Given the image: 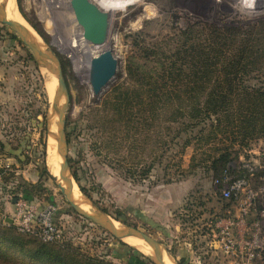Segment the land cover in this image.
<instances>
[{
	"label": "rangeland",
	"instance_id": "obj_1",
	"mask_svg": "<svg viewBox=\"0 0 264 264\" xmlns=\"http://www.w3.org/2000/svg\"><path fill=\"white\" fill-rule=\"evenodd\" d=\"M14 1L19 18L61 62L69 92L68 161L79 193L113 222L156 239L178 264L193 252L203 258L197 264H211L209 230L227 209L214 185L215 161L228 150L233 177L253 163L258 187L264 167V137L243 139L237 129L244 120L254 133L264 128V112L247 110L251 95L264 92V0H136L123 9L114 6L117 0H91L110 13L102 47L80 36L70 0ZM106 49L118 68L97 96L88 78ZM46 84L34 54L0 22V143L9 152L25 150L20 159L0 154V257L47 264L34 257L33 242L20 247L3 238L13 210L8 200L24 197L53 203L63 243L82 255L154 264L77 213L49 175L54 104ZM44 167L47 176L39 179Z\"/></svg>",
	"mask_w": 264,
	"mask_h": 264
},
{
	"label": "built area",
	"instance_id": "obj_2",
	"mask_svg": "<svg viewBox=\"0 0 264 264\" xmlns=\"http://www.w3.org/2000/svg\"><path fill=\"white\" fill-rule=\"evenodd\" d=\"M260 168L259 187V169L249 162L243 163L237 177L226 172L214 181L227 209L209 230L211 251L205 254L211 264H264V167ZM8 201L13 207L11 220L19 233L46 243L64 242L57 222L58 209L53 203L42 206L24 197ZM193 254L198 261L203 259L200 254Z\"/></svg>",
	"mask_w": 264,
	"mask_h": 264
},
{
	"label": "water",
	"instance_id": "obj_3",
	"mask_svg": "<svg viewBox=\"0 0 264 264\" xmlns=\"http://www.w3.org/2000/svg\"><path fill=\"white\" fill-rule=\"evenodd\" d=\"M71 9L74 13L75 19L78 25L83 29V39L85 42L90 43L96 47H102L106 44L108 39V30H109V20L110 13L102 10L98 5L93 3L91 0H70ZM0 22L4 25L9 26L15 34L19 37L21 42L27 46L31 52L34 54L37 59L40 67L46 72L47 75H50L56 79L59 84V91L54 95V113H53V122L56 127L55 131H51L52 122H48V135H52L53 140L57 141L61 146V151H57V156H60L63 159L62 168L64 169V175L62 179L69 184L68 189H65L61 186L60 182L52 176L48 169L49 175L58 183L62 193L66 197L67 201L71 204L72 208L79 213L80 215L86 217L87 219L95 222L96 224L102 226L108 232H110L116 239L124 240L130 236H137L140 239L144 240L155 252V256L151 257L154 264H164L162 258V250H165L176 264V260L173 258L171 253L156 239L152 238L145 232L131 228L127 226H122V230H119L113 223V221L102 211H100L93 202H90L91 206L95 209L96 214L92 215L82 209L73 201L72 191L74 189V179L70 173L69 161H68V141L66 138V110L69 104V92L64 79L63 70L61 62L55 53L45 47V50H41L35 43L29 40L27 30L21 23L14 20H8L5 13V8L0 5ZM51 62L56 63V66H53ZM118 68V60L114 57V54L111 50H104L101 53V57L97 63H95L90 70V81L91 87L94 95H99L104 88L110 83V81L116 75ZM62 96H64L65 101L63 104H59ZM48 149V145H47ZM46 150V157H47ZM45 157V158H46ZM67 174V176L65 175ZM16 201H14L15 203ZM10 224H13V221H9ZM134 247V246H133Z\"/></svg>",
	"mask_w": 264,
	"mask_h": 264
},
{
	"label": "trees",
	"instance_id": "obj_4",
	"mask_svg": "<svg viewBox=\"0 0 264 264\" xmlns=\"http://www.w3.org/2000/svg\"><path fill=\"white\" fill-rule=\"evenodd\" d=\"M14 39H17L15 35H12ZM252 100L250 101L247 110L250 112V114L264 112V92H256L251 95ZM239 109H243V107H239ZM248 120H244L241 124L239 123L237 125V129L239 133L243 136V139L247 137L249 134H253L251 136H256V134L262 135L264 137V128L262 133H254L253 129H249L248 125ZM252 132V133H251ZM23 145V141L20 142V146L18 149H13L15 151H19L21 146ZM4 151V153H3ZM25 150L22 151L20 149V153L18 152H10L6 150V145L3 143H0V154H9L8 156L11 157H16L19 158L20 155L24 152ZM20 159V158H19ZM231 161V153L226 150L224 153H221V155L218 157L217 161H215L216 167H214V176H218V178H222L226 172H230L228 168V164ZM261 173V172H260ZM262 174V173H261ZM242 175V173H241ZM258 175V172H257ZM47 176L46 169L45 167L40 169V174H39V179H42V177ZM257 177V176H256ZM258 178V177H257ZM38 179V180H39ZM29 182H33V179L31 177L27 179ZM42 182H38L35 184H31V191H34V188H41ZM28 191V190H26ZM23 195H30L28 192H23ZM31 196V195H30ZM30 199V197H28ZM220 202H223L220 200ZM226 206V205H225ZM201 213L200 215H202ZM120 218V217H118ZM8 227L5 229V232L3 233V238L5 242L12 244V245H17V246H22L24 243H29L33 242L34 243V250H33V255L35 258L39 259L40 261H43L44 263L47 264H112L110 262H107L103 259H98L94 257H89L86 255H82L78 250L74 249L69 243H46L38 239L37 237L31 236V235H25L21 234L17 231L16 227L14 225L6 224ZM30 244V243H29ZM193 252V251H192ZM190 260L189 255L186 253L184 256H182V261L185 264H197L194 259H196V255L191 253ZM144 259H146L144 257ZM0 264H18L15 262H10L9 260H6L4 258L0 257ZM200 264V262H198Z\"/></svg>",
	"mask_w": 264,
	"mask_h": 264
},
{
	"label": "bare ground",
	"instance_id": "obj_5",
	"mask_svg": "<svg viewBox=\"0 0 264 264\" xmlns=\"http://www.w3.org/2000/svg\"><path fill=\"white\" fill-rule=\"evenodd\" d=\"M58 2V1H57ZM0 5H2L5 8V13L7 15L8 20H14L18 21L22 24L27 30L28 38L30 41L35 43L42 51L45 50L46 45L30 30V28L26 27L25 23L19 18V15L16 11L15 1L14 0H0ZM81 37H83L82 34H80ZM83 46V45H82ZM85 49V47H84ZM85 52V51H84ZM101 57V54L95 58L93 65L99 61ZM53 66H56V63L51 62ZM92 67V66H91ZM90 68V67H89ZM87 75H89V69L87 71ZM88 78V76H87ZM89 81H90V75H89ZM56 82L57 90H59V84L57 83L56 79L51 77L50 75L46 74V86L49 94V100H51V106L54 104V95L57 92L54 83ZM91 83V81H90ZM65 101L64 96H62L60 105L63 104ZM53 109V108H52ZM52 114V113H51ZM52 116H50L51 118ZM51 120V119H50ZM55 124L52 122L51 131H55L56 127H54ZM49 140L51 141L48 146L47 151V157H46V165L49 173L54 176L61 184L62 187L65 189H68L69 184L66 183L61 177L64 175V169L62 168L63 159L60 156H57V151H61V146L57 141L53 140L52 135H50ZM67 176V174H65ZM82 193V192H81ZM73 201L79 205L82 209H84L86 212L94 215L96 214L95 209L91 206L90 202L85 198V196H82L76 186L74 185V189L72 191ZM114 225L119 229L122 230V226L117 223L113 222ZM126 243H128L131 246L136 247L137 249L141 250L145 254L154 257V250L152 247H150L144 240L140 239L137 236H130L124 239ZM153 250V251H152ZM162 258L164 261V264H176L172 257L165 252V250H162Z\"/></svg>",
	"mask_w": 264,
	"mask_h": 264
},
{
	"label": "clouds",
	"instance_id": "obj_6",
	"mask_svg": "<svg viewBox=\"0 0 264 264\" xmlns=\"http://www.w3.org/2000/svg\"><path fill=\"white\" fill-rule=\"evenodd\" d=\"M136 0H117L116 4L114 5L117 8L123 9L127 7L129 4L135 3Z\"/></svg>",
	"mask_w": 264,
	"mask_h": 264
}]
</instances>
